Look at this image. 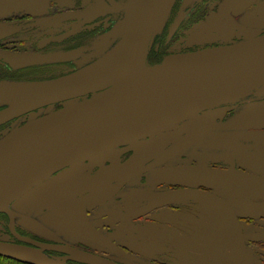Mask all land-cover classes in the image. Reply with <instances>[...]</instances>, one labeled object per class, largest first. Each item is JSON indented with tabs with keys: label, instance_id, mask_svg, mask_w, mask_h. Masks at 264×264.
I'll use <instances>...</instances> for the list:
<instances>
[{
	"label": "flooded vegetation",
	"instance_id": "flooded-vegetation-1",
	"mask_svg": "<svg viewBox=\"0 0 264 264\" xmlns=\"http://www.w3.org/2000/svg\"><path fill=\"white\" fill-rule=\"evenodd\" d=\"M225 1L176 0L149 46L147 63L225 45L221 40L189 41L196 24L223 14ZM129 2L0 0V80L52 79L94 63L120 40L113 29L126 16ZM242 8L243 16L251 9ZM250 21L243 25L264 32V23ZM7 51L59 57L18 66L8 60ZM65 103L0 124V137ZM6 107L0 104V111ZM197 191L218 196L236 217L197 198ZM65 206L73 209L55 212ZM9 207L14 218L0 211L1 236L40 248L65 264H91L68 248L119 264H264V88L157 135L67 165ZM24 207H34L36 218L24 215Z\"/></svg>",
	"mask_w": 264,
	"mask_h": 264
},
{
	"label": "water",
	"instance_id": "water-1",
	"mask_svg": "<svg viewBox=\"0 0 264 264\" xmlns=\"http://www.w3.org/2000/svg\"><path fill=\"white\" fill-rule=\"evenodd\" d=\"M152 1L127 3V16L119 27L120 40L95 63L53 79L0 80V104L7 105L0 111V124L47 105L73 100L0 138V211L8 212L12 220L14 214L9 205L55 171L157 135L203 110L264 88V32L236 22L228 14L234 8L233 3L228 4L223 14L213 17L216 22L207 30L224 39L240 34L242 40L168 56L156 65L145 63L150 44L168 18L158 29L153 23L145 25ZM140 30L144 32L142 66L123 73L116 55ZM1 33L2 29V36ZM58 57L9 53L8 60L26 66ZM89 94L92 95L75 100ZM111 125L116 127L112 129ZM193 194L221 208L230 219L236 217L218 196L200 191ZM67 250L91 264H119L83 250ZM0 255L30 264H65L40 248L2 239Z\"/></svg>",
	"mask_w": 264,
	"mask_h": 264
},
{
	"label": "rangeland",
	"instance_id": "rangeland-1",
	"mask_svg": "<svg viewBox=\"0 0 264 264\" xmlns=\"http://www.w3.org/2000/svg\"><path fill=\"white\" fill-rule=\"evenodd\" d=\"M131 1V0H130ZM227 1V0H226ZM253 0H228L227 1V5L229 4V3H233V5H234V8H232L231 10H234V12H236L237 14H238V16L237 17H235V15H234V17L236 18V19H239V20H236L237 22H239V23H241V24H244V21L245 20H247V19H251V21L250 22H253L254 23V25L255 26H258V25H260V24H262V23H264V0H255V3L253 4V2H252ZM252 2V3H251ZM249 3H251L253 6H251V4L249 5ZM235 4H238V5H235ZM238 6H240V8L241 7H244L245 6V8L246 7H248V8H251L250 9V11H248L244 16L243 15H240V12H242L243 10H244V8H242V9H239V10H236L237 8L236 7H238ZM227 10V7L225 6V9H224V11H226ZM171 12V11H170ZM170 14V13H169ZM236 14V15H237ZM126 16H127V14H126ZM125 16V17H126ZM125 17L121 20V21H119L118 22V24L115 26V28L113 29V33H115V34H113V35H118V36H121V34H122V32L119 30V27H120V24H121V22L125 19ZM214 16H212V17H209L206 21H201V22H199L198 24H196L191 30H190V32H189V41L190 42H199V43H205V42H211V41H214V40H221V41H223V42H225L226 44H229V43H232V42H236V41H238L237 39H235L234 40V38H240L242 35H240V34H237V36L236 35H234L231 39H224V36L222 37V36H218V35H213V34H211V33H209L208 32V30H207V28H208V26H212V25H214L215 24V20H213L214 18H213ZM215 17H218L217 15H215ZM220 17H222V16H220ZM215 19H217V18H215ZM229 30H231V28L229 27ZM159 33V32H158ZM205 49H207V48H205ZM204 50V49H203ZM8 53H11V52H9V51H7L6 52V55L8 54ZM71 54H76V52H70ZM183 53H189V52H182V53H175V54H173V55H178V54H183ZM106 54V53H105ZM105 54H103L102 56H104ZM6 55H1L2 57H5L6 58ZM102 56H100V58L102 57ZM172 56V55H171ZM71 58V57H70ZM99 58V59H100ZM98 59V60H99ZM97 60V61H98ZM96 62V61H95ZM94 62V63H95ZM93 64V63H92ZM148 64V63H147ZM89 65H91V64H89ZM89 65H87V66H89ZM149 65V64H148ZM84 67H86V66H84ZM84 67H82V68H84ZM81 69V68H80ZM79 70V69H78ZM75 71H77V70H75ZM75 71H73V72H75ZM72 73V72H71ZM68 74H70V73H68ZM65 75H67V74H65ZM64 76V75H63ZM59 77H61V76H59ZM56 78H58V77H56ZM53 79V78H52ZM7 80H9V79H7ZM42 80V79H41ZM31 81H35V80H31ZM78 100V99H77ZM81 100V99H80ZM68 104V103H67ZM51 110H54L53 108H50L49 110H48V112L49 111H51ZM36 115H33V117H35ZM8 131H5L4 132V134H6ZM4 134H3V136H4ZM1 138V137H0ZM26 206V205H25ZM28 206H30V205H28ZM75 207V206H74ZM26 208L24 207L23 208V214L24 215H26V216H37V214H35L34 212H35V208L34 207H29V209L31 210H29V209H26ZM73 209V207H69V206H65V207H58L57 209H55V212L56 213H60V214H62V213H65V212H67L68 210H72ZM28 213H27V212ZM74 212V211H73ZM26 217H24L23 219H22V221L25 219ZM36 218V217H35ZM34 218V219H35ZM1 233L2 232H0V239H3V240H9L10 241V239H9V237L8 236H1ZM215 234H217L218 236H220L219 235V232H218V229L215 231Z\"/></svg>",
	"mask_w": 264,
	"mask_h": 264
},
{
	"label": "bare ground",
	"instance_id": "bare-ground-1",
	"mask_svg": "<svg viewBox=\"0 0 264 264\" xmlns=\"http://www.w3.org/2000/svg\"><path fill=\"white\" fill-rule=\"evenodd\" d=\"M175 2L176 0H153L145 17V25L153 23L155 25V29L160 28L165 19L169 16V13ZM143 37L144 32L143 30H140L116 55V63L119 66V70L121 72L127 73L129 71L135 70L140 65L142 66L140 62H143ZM145 63H147V56L145 57ZM111 126H113L112 129L116 127L114 125ZM109 132H111V130H109Z\"/></svg>",
	"mask_w": 264,
	"mask_h": 264
},
{
	"label": "trees",
	"instance_id": "trees-1",
	"mask_svg": "<svg viewBox=\"0 0 264 264\" xmlns=\"http://www.w3.org/2000/svg\"><path fill=\"white\" fill-rule=\"evenodd\" d=\"M0 264H29V263L0 255Z\"/></svg>",
	"mask_w": 264,
	"mask_h": 264
}]
</instances>
